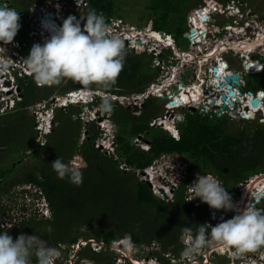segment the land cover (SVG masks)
Listing matches in <instances>:
<instances>
[{
	"label": "trees",
	"instance_id": "16d2710c",
	"mask_svg": "<svg viewBox=\"0 0 264 264\" xmlns=\"http://www.w3.org/2000/svg\"><path fill=\"white\" fill-rule=\"evenodd\" d=\"M46 1L0 0V3L8 2L12 8L26 14L31 6L41 5ZM66 1L71 3V0ZM88 1L89 10L94 9L102 14L106 22L110 17L122 18L117 11V0ZM205 1L212 8L223 9L228 0ZM189 2L190 0H148L153 28L166 31L171 30L170 25L178 24L173 29V34L177 41L179 38L186 40L183 37L186 17L194 11ZM72 15L80 18L77 13ZM158 35L160 36L159 33ZM186 42L188 46V40ZM125 53L124 67L115 84L103 89L117 94L140 93L156 78L155 71L151 68V59L144 50L125 48ZM263 75L264 72L258 76ZM252 77H247V88L259 90L260 86L252 81ZM80 86L69 80L61 85L38 88L33 82H29L27 87L24 86L19 111L9 115L17 116L16 121L20 120L25 124L23 127H29V116L26 115L29 111L26 108L30 104L48 99L56 88L61 93ZM91 86L99 87L95 84ZM153 99L144 103L138 115L116 101H111L112 111H104L110 114L116 124L115 152L109 156L95 146L101 135L96 124L86 123L83 130V122L75 118L80 109L72 106L65 112L60 111L62 115L57 112L55 132L50 136L55 134L58 143H50L48 152L45 151L48 144L40 147L38 143L33 152H22L21 155L34 157L32 166L25 168L22 177L15 168L6 170L0 166V179H4L0 184V216L6 214L1 198L11 193L20 183H32L43 190L51 216H31L17 222V226L26 235H36L37 241H42L43 246L57 247L61 252L63 245L76 247L81 240L88 242L79 247L73 264H85L86 260L94 264H131L124 256L123 262H118L121 254L110 249L113 243L121 241L126 234L130 235L136 248L155 243L161 252L177 253L183 229L190 227L191 235H195L197 225L205 224L207 207L204 204L195 206L186 200V183H181L175 191L172 202H165L153 194L147 182L136 176L137 172H142L163 155L176 154L187 165L186 181L193 179L197 172H205L215 175L223 186L233 188L250 177L264 173V125L244 122L238 131L233 132L229 126L234 125L227 117L202 116L196 111L185 110L183 120L177 122L179 138L175 139L169 132L149 125L150 120L160 113V107ZM9 115H0V161L7 144L11 143L5 138V133H9L11 129V123L4 122ZM30 125L32 129V120ZM82 133L85 136L79 142ZM138 136L149 142L148 150L131 143ZM41 150L47 153L42 155ZM59 154L64 162L72 161L82 171L83 183L80 186L56 177L51 163ZM125 166L127 169H123ZM260 206L264 211V199ZM11 231L14 236L18 233L17 228ZM91 241L96 243L98 249L92 246ZM147 254L158 258L161 264H168L156 251ZM31 259L35 264L36 258L33 256ZM55 262L65 264L61 263L60 258Z\"/></svg>",
	"mask_w": 264,
	"mask_h": 264
},
{
	"label": "clouds",
	"instance_id": "9594fccd",
	"mask_svg": "<svg viewBox=\"0 0 264 264\" xmlns=\"http://www.w3.org/2000/svg\"><path fill=\"white\" fill-rule=\"evenodd\" d=\"M74 2V0H71V3L68 2L71 6H73L74 9L64 16L65 19L63 20L61 26L57 25L58 30L54 32L50 38L46 39L43 44H33L28 56L23 59V61L26 64L29 72L33 75L26 77L29 79L31 78L33 83L38 88L41 86L50 87L54 85H61L62 83H67L69 80L73 83H78L81 86L73 90L61 92L56 96H50L46 100L32 103L26 109L31 113L30 116H32L34 132L36 133L37 143L40 147H43V144L47 141V137L55 131L57 112H65L68 108L73 106L80 109L75 118L85 122V120L80 118V115L84 114L90 119L87 123L94 122L101 132L100 137L104 135L103 138L107 139L105 142L107 147H104L105 151L109 150L114 154L116 124L112 120L110 114L105 113L112 111L113 105L111 101H116L120 106L125 107L120 104V98L125 96L130 97L132 95H140L142 92L147 90L150 84L160 75L159 73V75L156 76V78L140 93L117 94L105 90L106 88H109L111 85L115 84L124 67L126 55L125 48L131 50L143 49L152 61L151 67L153 69L159 68L154 67L155 56L152 53H149L146 47L140 48V41H138L139 44L137 48H131L128 45H124L123 39L118 34L111 33L109 24L110 19H113L114 17H110L106 22V19L102 14H98L94 9L89 10L88 0H84L85 3L81 6H78L79 3L78 0H76L77 8ZM237 6L239 12L236 16V19L238 18L240 12L244 14L248 8L247 5H243V3L237 4ZM73 13H77L80 18L78 19L76 16L72 15ZM192 15L195 18L194 23H192ZM228 16L230 18H235V15L228 14ZM187 17L188 20L185 21L186 29L183 34V37L188 40V46L186 47H180L178 45L177 37L175 35L173 36L170 33L162 34L161 31L155 30L152 24L149 26H144L143 28L150 27L153 33H159L161 37L164 36L163 39H158L154 36L152 37L155 42H159L160 40L161 46L163 45L161 40H165V38L169 36L171 38V45L173 47L188 50L190 49V34L192 31L195 32L196 29L201 28V26L198 24V21L202 19H200L199 16L195 15L193 12L189 13ZM19 21L20 14L15 9L4 7L0 8V43L7 45L13 42L14 37L17 35L21 27ZM238 23L242 24L241 22ZM204 31H206L210 40L207 44L201 43L198 45H201L203 48H210L213 46L211 43V33L207 32V30L204 28L200 29L201 33ZM227 44L230 43L227 41ZM162 48V54L159 57L161 60L164 61L169 56L176 57V54L173 53L171 47L165 48L162 46ZM250 49L255 50L256 47L251 46ZM176 59L178 60V67L181 70H177L176 66V72L174 73L175 79L177 77L183 78L184 68L183 66H180V64L184 65L185 68H188L193 65L194 62L189 65L192 59H190V61L182 62L178 58ZM259 65L262 66V61L260 60ZM0 67H6V64H0ZM263 69L264 67L255 74L247 76L259 75ZM172 71L169 69L165 71V73L167 72L169 75ZM167 82L169 81L164 80L162 84L159 83L162 89L165 87L161 93L163 94L161 97L149 95L148 98H144L143 104L139 109V113L144 103L150 98L160 99L164 102L161 107V110H163L164 113V105L168 102L165 92L168 89L176 90L179 86V83H177L178 81L169 84H167ZM5 84L8 83L6 82ZM26 84L27 83H20V88L21 86L23 87L21 88V99H17L16 96L12 94V97L10 98L12 100L11 103L13 104L12 107L7 112L0 113V115L17 113L19 111L18 105L23 101L22 92ZM92 84L102 88L91 86ZM180 85H185L183 80L181 81ZM196 86L197 85L195 84L193 88L194 90L196 89ZM249 91L252 93L261 91V93H263L262 96H264V90L259 89L256 91ZM68 93H73V96H69ZM1 94H3V91H0V96ZM51 97H58V103L61 102L60 105L57 104L52 107L50 104H48ZM195 97L198 96L196 95L194 98ZM202 97L204 100L206 99L204 97V93H202V95L199 97L200 101L198 102L200 105L202 104ZM43 101L47 102V105L41 109V118H39L37 121L36 117L32 114L31 106ZM97 106H100L103 113L97 112V116L91 119L92 113L95 111ZM125 108L131 110L133 114L138 115L135 113L137 107L126 106ZM185 110L189 109H183V112ZM190 110L199 113V111L195 108V105H193ZM163 113L159 116H162ZM159 116L157 115L155 118ZM177 116L181 117V115ZM176 121L178 122L177 119ZM38 122H40L42 125L40 128L36 127ZM165 122L166 124H162V122V126L157 127L169 132L175 139H178L179 134L176 129L177 122L176 124H173V121L170 118L164 120V123ZM230 122L233 121L230 120ZM255 123L260 124L258 122ZM137 138L138 140L136 141L135 139ZM137 138L131 140L134 141L133 144L141 149L148 150L150 145L149 142H147V140H143L142 136H138ZM44 140L45 142L43 143ZM167 155L172 156L176 154ZM25 159L26 157L24 160ZM159 159L155 160L150 166L142 170L143 172H141V174H144V178H147L145 182H147L150 186L152 184V189L154 187L158 190H160V188L163 190L165 189L164 194L160 193V191L159 194L168 198L172 197L166 202H172L174 200L175 191L180 187L177 185H181V183H186L185 185H191V187H188L191 190H189L188 193L185 191L186 198H188V194V196H191V199L195 198L193 200H198L199 203L195 206L204 204L207 207L208 216L205 220V224L197 225V228L195 229V235H191L192 229L190 227H185L183 229V233L180 236V249L177 253H172L171 251L161 252L159 250L160 248H158L157 244L155 243H152L150 246H143L138 249L140 251H145L146 249L151 248L152 250L159 253L162 256V259L166 260L168 264H171V260H177L175 264H192L193 262L194 264H211L212 262H217L218 256H224L228 261V264L231 262L233 264H264V211L260 206L264 197H259V193H261L260 191L264 193V189L259 190V188L256 187V189L252 191V193H256V199H254L253 202L248 199V194L251 192L250 190L246 189L244 194H242L241 191V184H244L247 180L255 181V179L258 178L262 180L264 179V173L250 177L247 180L234 185L233 188H228L223 186L222 182L215 175L210 173H205V175L197 173L193 179L186 181V177L188 176L187 165L183 163L178 155H176L175 158L178 162L174 161L172 165L161 164L159 167H157L159 168L158 171H156V173H152L151 171L154 170L153 168ZM22 163L23 160L19 163H16L12 168H15L17 172H20L16 165ZM32 164L33 163L30 165L32 166ZM27 167L29 166H26L25 168ZM51 167L58 179H67L69 183L76 186H80L83 183V173L80 169L74 166L72 161L66 163L62 158L58 157L51 163ZM2 180L4 181V179ZM154 181H157L156 185L154 184ZM27 185L29 188L20 189H22L23 192L32 195V206L34 208L33 216L38 218H49L51 216V210L43 190L36 184L28 183ZM172 187L175 188L171 192L169 188ZM31 188L33 189L32 191ZM250 196L253 198V195ZM24 198L26 199L25 194ZM186 200L189 201L188 199ZM211 211L214 213L213 218L211 217ZM0 222L5 224L0 225V229L7 228V230H9L13 228V225L16 223V219L15 221H11V219H3L0 220ZM37 239L38 237L36 235H26L21 233L14 240L12 235H10L6 230H0V264H32L31 258L33 256L36 258L35 264H59L55 261L60 258L61 251L57 247L37 245ZM119 242L123 245L124 249L129 252V255H131L135 246L131 241L130 235L126 234V236L121 241L113 243L111 247ZM92 244L96 243L92 242ZM201 252H203V254H201ZM121 256L123 255L121 254ZM148 257L151 259H156L161 264L158 258L150 256ZM125 258L128 259V257ZM137 258L140 257L137 256ZM129 262L133 264L130 260ZM134 263L142 264L137 261H134Z\"/></svg>",
	"mask_w": 264,
	"mask_h": 264
},
{
	"label": "built area",
	"instance_id": "2783aa9c",
	"mask_svg": "<svg viewBox=\"0 0 264 264\" xmlns=\"http://www.w3.org/2000/svg\"><path fill=\"white\" fill-rule=\"evenodd\" d=\"M74 1V4L77 8L76 0ZM78 3V6H81L84 5L85 2L84 0H78ZM237 4L241 3L238 1H230V3L226 5L227 13L229 15H235L234 19H236V16L239 12ZM0 5H3L4 8H12L8 2H2L0 3ZM243 5H245V3H243ZM73 9V6H71L66 0H56L54 2V5L52 3H49L48 6H41L40 4L33 5L28 9V12L26 14H23L15 9L20 14L19 23L21 27L17 35L14 37L12 43L7 45H3L2 43H0V64H6V67H0V91H3V94H1L0 96V113H5L12 107L13 104L11 103L12 100L10 98L12 97V94L14 95L18 92V78L33 76L29 72L26 64L23 61V59L28 56L32 45L36 43L43 44L45 40L50 38L51 36V30H48L49 33H45L44 31V28L41 24V19H43V17H40L39 11H41V16L47 13H52L55 17L51 19V22L55 26H61L63 20L65 19L64 16L70 13ZM30 10L33 11V15L30 13ZM35 12H39L38 15H36ZM248 12V8L244 14L240 12V14L238 15L240 20H243L245 14ZM198 24L201 26L200 29L204 28L207 30V32L211 33V38L216 40L215 47L211 46L210 48H203L201 45H198L201 43L207 44L210 40V38L207 36L206 31L201 33L200 29H196L195 32H193V37H189L190 49L188 50L173 47L171 45V38L167 36L165 40H161L163 43L162 46L165 48L171 47L173 53L176 54V57L169 56L163 61L159 58L163 50L160 44V40L159 42H155L153 40L152 37L153 34L155 35V33H153L150 27L138 28L137 26L124 21L122 18L110 19L109 25L111 33L118 34L123 39L124 45H128L131 48H137L138 41H140V48L146 47L147 51L155 56L154 67L159 68L162 72H165L169 69L171 71L173 70L169 75L167 74L165 77H163V75H161L162 73H160L156 80L150 84L149 88L142 92L140 95H132L130 97L125 96L120 98V104L125 107H137L135 113L139 114V109L143 104L144 98H148L149 95H153L156 97H161L163 95L161 93L165 89V87L162 89L159 83L162 84L164 80L169 81L167 82V84L172 82L175 83L178 81L177 83H179V86L176 90L168 89L165 92L169 103L167 102V104L164 105L165 109L162 116H159L150 121V126L161 127V123L168 118L173 121V124H176L177 115L173 116V114H175L178 110L191 109L193 105H195V108L201 115L227 117L232 121H255L260 124H264V96H260L261 91L252 93L248 89H246L247 83L245 80V77L247 75L255 74L256 71L258 72L261 70H257L256 67L259 64V60L264 61V48L260 50V48L264 46V30L261 32L256 31L255 33H253L254 37L248 39V35L246 33L253 25L251 26L248 22L244 21V23L242 24L238 23V27H226L228 33L226 36H223L225 38H222L218 37L220 31L213 25H210L208 22L199 20ZM262 25L264 26V23ZM242 35H244V38L242 40L239 41L237 39L234 41L235 36ZM252 38L257 44L260 45L254 44L252 42ZM227 41L230 44H227ZM251 46H255L256 49H250ZM193 48H196L197 52L191 53L190 51ZM176 58H178L181 62L190 61V59H192L189 65L194 62L193 65L188 68H185L184 65L180 64V66H183L184 68L183 78L177 77L175 79L174 73L176 72L178 61ZM263 61L261 68L264 67ZM247 63H251L252 69L245 68ZM8 66H11V70H9ZM214 68L220 70V72L217 73L219 74V77L221 79H224L225 76H238L239 78L237 82H239L240 86H238L236 83L227 82L224 79L225 83H222L224 85L222 87L215 86V88L212 84L213 80H217V86H220V83L218 78L215 77V72L213 71ZM189 78L191 79V81L187 82V79ZM182 80L185 84L183 86L180 85ZM6 82L8 84H5ZM195 84L197 85L195 89L197 91V96L200 97V95L204 93V97L206 98L205 100L203 97L201 98V105L199 104V102L194 103L189 102V100L186 102H180L179 104L175 103L173 105H170V101L180 100L184 91L190 90V88H194ZM227 85H230L231 88L227 89ZM230 92H233L234 95L233 93L232 95H230ZM68 95L73 96V93H68ZM222 95H225L226 98L222 99ZM256 97L259 98V104L258 106L254 107L252 105V99ZM16 98L19 100L21 99L20 96H16ZM192 98H194V96ZM58 101V97H51L48 104H50L52 107L57 104L60 105L61 102L58 103ZM46 103L47 102L43 101L31 106L32 114L36 117L37 121L39 120V118H41L40 111L43 107H45V105H47ZM97 112L103 113L100 106H97L95 108V111L92 113L91 119L97 116ZM85 117L86 116L84 114L80 115V118L85 120V123H87L90 119L88 117ZM41 126L42 125L40 122L36 124L37 128H40ZM103 137L104 135L102 137H99L95 143L98 144L99 139L105 143L107 139H104ZM135 140L137 141L138 138ZM100 145H98V148ZM252 182V180H247L244 184H241L242 194L245 193L246 189ZM174 188L175 187L169 188V190L172 192ZM249 194L253 195V198L249 196V200L253 202L254 199H256V193L250 192ZM162 196L163 195H161V197ZM195 203L198 204L199 202H196L195 200ZM213 214L214 213L211 211L212 218ZM192 264H194V262ZM230 264L233 263L231 262Z\"/></svg>",
	"mask_w": 264,
	"mask_h": 264
},
{
	"label": "rangeland",
	"instance_id": "374dc122",
	"mask_svg": "<svg viewBox=\"0 0 264 264\" xmlns=\"http://www.w3.org/2000/svg\"><path fill=\"white\" fill-rule=\"evenodd\" d=\"M55 1L56 0H47L41 6H48L49 3H52L54 5ZM251 1H252V7H255V6H257L258 2H261L262 0H251ZM116 3L118 6L117 11H119V13L121 14V17L124 21L131 23L135 26L141 27V28H143L144 26L151 25V20H150V16H149L150 10H148V0H117ZM189 6L194 11H196L197 12L196 15H198L199 18L204 20V21L219 23L220 21L223 20L222 9L219 10L220 12L218 13V11L214 10L211 7V5L205 0H190ZM30 13L33 15L32 10H30ZM114 18H118V17H114ZM186 20H188V17ZM45 24H47V23H45ZM177 25L178 24L170 25L169 28L171 30H166V31H161V32L162 33H170L171 35L174 36L173 29L176 28ZM178 44L186 46L187 42H186V40L179 38ZM184 46H182V47H184ZM190 52L191 53L197 52L196 48H193ZM151 63H152V61H151ZM8 68H9V70H11V66H8ZM178 69H179V67H178V63H177V70ZM180 70L181 69H179V71ZM154 71H155L156 76H158L159 73H162L161 75H163V77H165L168 74L167 72L166 73L162 72L160 69H154ZM262 72H264V69ZM247 77H245L246 81L248 80ZM251 79L254 83L256 82L258 84V86H260V90H264V75L262 77L256 75V76H253ZM189 81H191L190 78L187 79V82H189ZM29 82H33V80L31 78L29 79L27 77L18 78V81H17L18 92H17V94H14V95L20 96L21 88H23L22 86L20 88V83H23V84L27 83L26 84V87H27ZM40 88H49V86H41ZM190 90L192 92L194 91L193 88H190ZM186 91H189V90H186ZM59 94H60L59 89L56 88V89H54V93L52 96H56ZM152 101L155 103H158V104H156L160 107V113L158 114V116L161 115L163 113V110H161V107H162L164 102L160 99H153ZM59 114H61V112ZM26 115L30 116L31 115L30 111L28 113H26ZM61 115H60V119L63 120ZM174 115H181V119H183V110L177 111L175 114H173V116ZM16 118H17V116H15V115H9L4 119L5 120L4 122L11 123L10 124L11 129L9 130L10 132L5 133V134H7V136L5 138H7L8 139L7 141H10L11 143L7 144V149L4 150V156L1 158L2 160L0 161V166H1V168L6 169V170L11 169L16 163H19L23 160L22 164L16 165L17 169L20 170L19 176L21 177L23 172H24V168L26 166H29L34 161V157H30V156L27 157V154L30 152H33V149H35L37 147V137H36V133L34 132V128L31 129V125H30L29 120H27L29 127H23L25 124L22 121L20 122V120L16 121ZM30 118L32 120V116H30ZM239 121L240 120H234L233 122H230V123H233V125H234V126H232V125L229 126L230 129H233V132L238 131L240 126L243 125L244 122H239ZM82 122H83V130H84L85 129V122L84 121H82ZM251 122H255V121H251ZM13 125H15V126L13 127ZM56 125H57V123L55 124V126ZM17 128H21V129L19 130ZM1 135H3V134H1ZM84 136H85V133H82V135L79 139V142H81L83 140ZM56 138H57V136L55 134H53L52 136L47 137L46 142H45V140L43 141V143L45 142L43 144V147L48 144L45 148V151H47V152L49 151L50 143L56 144L59 142V140ZM98 145H100L98 149L101 152L103 151V153L106 154L107 156H109L110 154H113V152H111L109 150L105 151L104 147H107V145H106V143H104L100 139L98 141V144L95 143L96 147H98ZM20 151H22V152L27 151V152H25L27 154L21 155L22 153H19ZM40 153L42 155L46 154L43 150H41ZM25 157H26V159L24 160ZM57 157L61 158V155L59 154V155H57ZM175 158H176V155H172V156L166 155V156L161 157L158 160V162L156 163V165L154 166V168H153L154 170H152L151 172L156 173V171H158V169H159L157 167H159V165H161V164L172 165V163L174 161H176ZM176 162H178V161H176ZM174 166H176V165H174ZM121 167H123V165H121ZM123 169H125V167ZM197 173H199V172H197ZM199 174L205 175V172H201ZM136 176H139V179L143 182H145V180L147 179L146 177L144 178V174H141L140 171L137 172ZM255 180H257V179H255ZM254 183H255V181H253L250 185H254ZM27 184L28 183H25V182L18 184L17 186H15L11 190V193H8L6 196L3 197V199L1 198V203L5 206L6 214L0 216V220H3V219L4 220H10L11 219V221H15V219H16V223L13 225L12 229L7 230V228H5V229H0V230L10 231L8 233L10 235H12L14 240L21 233L24 234L22 228L17 226V222L30 218L31 216H33V213H34V208L32 206V203H33L32 195L29 193L23 192V190L20 189V188H29V186ZM154 184L156 185L157 181H154ZM151 186H152V184H151ZM177 186L179 187L180 185H177ZM188 187H191V185H189V184L186 185V193H188V191L191 190ZM254 189H256L255 186H253L250 191L252 192ZM32 190L33 189L31 188V191ZM152 191L157 198L164 200L165 202L167 200H169L168 197L167 198H165L164 196L161 197V194H159V190L156 189L155 187L152 189ZM24 194L26 196V199L24 198ZM187 197L188 198H186V199H188L189 202L193 203V205H197V203H195V200H190L191 197L188 196V194H187ZM193 199H195V198H193ZM196 202H199V201L196 200ZM19 204H21V205H19ZM36 214L39 215L38 213H36ZM0 225H5V224H2L0 222ZM14 228H17V230H18V233L16 236H14L12 231H11ZM36 243H37V245L43 246L42 241H37ZM86 243L88 244V242L81 240L79 245L83 246V245H86ZM79 245L76 247H70L67 245H63L61 248L62 252H61V256H60L61 263L73 264L77 258V253L79 251ZM92 246L95 249H98L95 247L96 244H92ZM110 249H113V250H116L117 252H120L124 257H128V259L133 264H135L134 261L140 262L142 264H160L159 261H157L156 259H151L148 257L147 253L154 251L151 248L140 252V250L138 248L134 247L132 254L129 255V252L127 250H125L123 245L119 242V243H116L114 246H112ZM201 254H203V252H201ZM123 256H121L120 259H118V262H123ZM137 256L140 258H137ZM217 258H218L217 262H214V263L212 262L211 264H228V261L226 260V258L224 256H218ZM84 262H85V264H94L93 262H90L88 260H86ZM175 262H177V260L176 261L171 260V264H175ZM32 264H33V262H32Z\"/></svg>",
	"mask_w": 264,
	"mask_h": 264
},
{
	"label": "flooded vegetation",
	"instance_id": "af4514ba",
	"mask_svg": "<svg viewBox=\"0 0 264 264\" xmlns=\"http://www.w3.org/2000/svg\"><path fill=\"white\" fill-rule=\"evenodd\" d=\"M230 1H238L241 3H245V5H247L249 12L245 14V17L243 20H240L239 17L237 19H234V18H230L228 16V13L226 11V9H227L226 4H229ZM213 9L218 11V13L220 12L219 10H221V9H216V8H213ZM193 13L196 15V13L194 11H193ZM222 14H223V20L220 21L219 23L207 21L210 25H213L216 29H218L220 31V34L218 35V37H223V36L227 35L228 32L226 30V27H228V26L238 27V25H239L238 22L244 23V21L248 22L251 26L253 25L248 30V32L246 33L248 35V39H251V37H254L253 33H255L256 31L261 32L264 30V26L262 25L264 23V0H262L261 2H258L257 6H255V7H252V1L251 0H228L224 4V7L222 9ZM213 38H215V37H213ZM243 38H244V35L235 36L234 41L237 39L240 41ZM215 42H216V40L212 39L211 43L213 44V47H215ZM252 42L256 45H260V44H257L253 40V38H252ZM263 44H264V42H263ZM258 47H260V46H258ZM263 48H264V46L261 47L260 50H262ZM262 73L263 72H261L260 74H262ZM1 182H3L2 179H0V183Z\"/></svg>",
	"mask_w": 264,
	"mask_h": 264
},
{
	"label": "water",
	"instance_id": "95a60500",
	"mask_svg": "<svg viewBox=\"0 0 264 264\" xmlns=\"http://www.w3.org/2000/svg\"><path fill=\"white\" fill-rule=\"evenodd\" d=\"M2 7H4V6H3V5H0V8H2ZM38 13H39V12H35L36 15H38ZM42 17H43L42 22L45 21V23H47V24L44 25L45 28H46V27H53L52 24H51V22H50V19H52V18L54 17V15H53L52 13H47V14L43 15ZM191 19H192V23H194L195 18H194L193 15L191 16ZM162 34H163V33H162ZM185 35H186V34H185ZM190 37H193V31L191 32ZM175 40H176V39H175ZM138 44H139V42H138ZM245 68H246V69H252V65H251V63H247L246 66H245ZM256 69L259 70L260 67L257 66ZM213 71L215 72V77L219 79V74L217 73V71H218L217 68H214ZM238 78H239V77H238V76H235V75H232V76H225V77H224L225 81H227V82H232V83H236L238 86H240L239 82H237ZM223 85H224V84H221L220 87H222ZM226 87H227V89H230V88H231L230 85H227ZM230 95H232V92H230ZM262 95H263V93L260 94L261 97H262ZM225 98H226L225 95H222V99H225ZM175 103H177V101H176V100H172V101L170 102V105H173V104H175ZM258 104H259V98H254V99H252V105H253L254 107L258 106ZM176 119H177L178 121H180V120H181V117H180V116H177ZM147 142H148V141H147ZM131 143L133 144L134 141H131ZM159 191H160V193L164 194V190H163L162 188H160ZM259 197H264V193H262V192L259 193Z\"/></svg>",
	"mask_w": 264,
	"mask_h": 264
},
{
	"label": "bare ground",
	"instance_id": "6f19581e",
	"mask_svg": "<svg viewBox=\"0 0 264 264\" xmlns=\"http://www.w3.org/2000/svg\"><path fill=\"white\" fill-rule=\"evenodd\" d=\"M40 12V17H42L41 16V11H39ZM55 17V16H54ZM53 17V18H54ZM42 20L43 19H41V24H42V26H43V28H44V31H45V33H49L48 32V30H51L52 31V33H51V35L54 33V32H56L57 30H58V27L57 26H55L52 22H51V19H50V22H51V24H52V26L53 27H46L47 29H45V21H43L42 22ZM197 20V19H196ZM198 21V20H197ZM202 21V20H201ZM153 36L154 37H156V38H158V39H163V37H161V36H159L158 34H153ZM184 58H186V57H184ZM257 66H259L260 67V69H261V65H257ZM223 67V66H222ZM220 69H222V68H220ZM218 70V69H217ZM220 70H218L217 72H219ZM256 71V70H255ZM254 71V72H255ZM257 72V71H256ZM219 83H220V85L222 84V83H225V81H224V79H221L220 77H219ZM216 83H217V80L215 79V81L213 80V82H212V84H213V86L215 87H220V86H217L216 85ZM215 87V88H216ZM219 89V88H218ZM195 91V90H194ZM192 92L191 90H189V91H184V93H183V95H182V98L180 99V100H176L177 101V103L179 104L180 102H186V101H188L189 100V102H198V101H200V98L199 97H195V98H192L193 96H195V95H197V91H195V92ZM233 93V92H232ZM233 95H234V93H233ZM192 100V101H191ZM162 124H166V122L164 123H162ZM263 180L264 179H262V180H260L259 178L257 179V180H255V183H254V185H250L247 189L248 190H251V188L253 187V186H255V187H257V188H259V190H261V189H264V182H263ZM165 190V189H164ZM260 192H262V191H260ZM249 196H250V194H249ZM249 196H248V199H249ZM215 210V209H214Z\"/></svg>",
	"mask_w": 264,
	"mask_h": 264
},
{
	"label": "crops",
	"instance_id": "0c3cea01",
	"mask_svg": "<svg viewBox=\"0 0 264 264\" xmlns=\"http://www.w3.org/2000/svg\"><path fill=\"white\" fill-rule=\"evenodd\" d=\"M86 14V13H85ZM69 90H73V89H69ZM66 91H68V90H66ZM44 100H46V99H44ZM40 101H42V100H40ZM20 115V114H19ZM29 121H31V118H30V116H29V119H28ZM20 153H22V151L20 152Z\"/></svg>",
	"mask_w": 264,
	"mask_h": 264
}]
</instances>
